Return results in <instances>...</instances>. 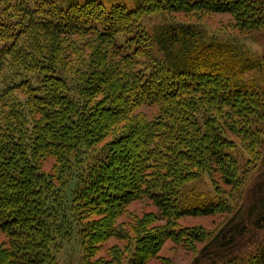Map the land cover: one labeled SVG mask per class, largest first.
Instances as JSON below:
<instances>
[{"label":"trees","instance_id":"obj_1","mask_svg":"<svg viewBox=\"0 0 264 264\" xmlns=\"http://www.w3.org/2000/svg\"><path fill=\"white\" fill-rule=\"evenodd\" d=\"M208 13L264 28V0H0V264H58L73 239L84 264H146L167 240L237 260L263 186L215 235L180 221L231 212L220 185L264 163L261 59L177 18ZM240 260L264 264V242Z\"/></svg>","mask_w":264,"mask_h":264},{"label":"rangeland","instance_id":"obj_2","mask_svg":"<svg viewBox=\"0 0 264 264\" xmlns=\"http://www.w3.org/2000/svg\"><path fill=\"white\" fill-rule=\"evenodd\" d=\"M177 18L199 22L211 32L220 33L233 39V41L244 43L256 57L261 59V69H256L255 71L250 72L249 76L255 77L260 88L264 90V28L249 33H241L234 27L230 15L222 13H208L203 14L202 16H187L185 18L180 15L178 17L177 15ZM154 19L159 21L161 18L156 17ZM255 164V162L250 163L252 166V173L248 178L246 186L242 182L236 187H230L225 184L220 185L224 191L223 196L230 198L232 201L230 202L232 207L231 212L204 216H186L180 220L182 225L198 227L199 229L206 231L208 236L217 234L222 226L233 217L235 211L241 208V206H247V204L251 202L253 190L261 188L260 186L264 187V163L259 165V167ZM131 209L136 211L141 209L154 210V207L148 202H136L131 205ZM112 242L114 241L112 240L111 243ZM206 242L207 241L198 243L197 247L192 250L187 249L182 245H176L171 240H167L160 249L158 256L150 259L146 264H192L198 251L206 244ZM262 242H264V224L261 228L251 227L242 238V245L237 247L238 249L235 253L237 254L235 255L237 256V260H226V257L215 264H242L240 257H246ZM106 243L103 245L99 255L107 254V247L109 245L106 246ZM241 254L244 256H241ZM57 258L58 264H84L83 250L80 242L77 239H73L71 242H66L63 248L57 253Z\"/></svg>","mask_w":264,"mask_h":264},{"label":"bare ground","instance_id":"obj_3","mask_svg":"<svg viewBox=\"0 0 264 264\" xmlns=\"http://www.w3.org/2000/svg\"><path fill=\"white\" fill-rule=\"evenodd\" d=\"M261 241V240H260Z\"/></svg>","mask_w":264,"mask_h":264}]
</instances>
